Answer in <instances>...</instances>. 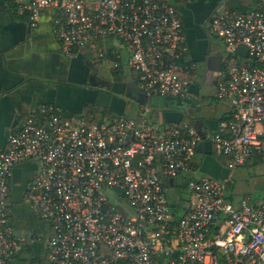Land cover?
<instances>
[{
    "label": "built area",
    "instance_id": "1",
    "mask_svg": "<svg viewBox=\"0 0 264 264\" xmlns=\"http://www.w3.org/2000/svg\"><path fill=\"white\" fill-rule=\"evenodd\" d=\"M34 24L53 9L62 54H93L113 74L135 73L149 98L185 100L198 66L187 60L181 8L197 0H11ZM247 3V2H246ZM217 9L210 34L224 49L214 98L227 120L209 136L233 171L264 156V0ZM107 114L101 124L49 106L7 133L0 151V264H264V200L232 203L224 182L189 180L186 210L173 212L167 187L192 163L200 137L186 123L163 131ZM38 164L24 201L47 225L44 237L20 238L8 203L15 166ZM180 189V188H179ZM180 191V190H179Z\"/></svg>",
    "mask_w": 264,
    "mask_h": 264
},
{
    "label": "crops",
    "instance_id": "2",
    "mask_svg": "<svg viewBox=\"0 0 264 264\" xmlns=\"http://www.w3.org/2000/svg\"><path fill=\"white\" fill-rule=\"evenodd\" d=\"M250 1L243 0L239 10L245 9L246 2ZM11 4V0H0V151L6 149L7 133L10 129L19 127L31 114L45 107L54 106L67 114L81 117L85 104H93L106 115L110 113L137 121L140 120V114L145 113L147 123L155 126L159 132L173 123H186L195 128L196 132L201 124L202 129L199 131L206 132V136L200 137L202 147L195 151L189 170L172 181L173 186L170 184L167 187L168 192L173 193L171 203H175L180 211L186 210L184 194L179 191L181 184L203 177L224 182V196L232 203L247 199L254 203L264 200V188L246 186L242 179L233 181V173L254 161H248L242 167L230 171L227 168V159L215 155L213 143L208 139L227 120L229 108L227 104L214 98L216 88L213 77L221 73L224 49L220 52V48L213 44V41L219 42L223 48L221 42L210 34L205 0H197L181 8L188 49L187 60L198 66L197 73L192 77L190 95L185 99L193 101V119L171 113L165 115L162 125H159L158 115L148 111L149 105L144 104L142 98L145 102L149 101L158 106L163 99L149 98L144 92H130L128 100L114 99L109 110L95 105L97 93L84 86L83 74L86 73V68L94 70L106 66L107 62L93 64V54L84 53L75 59L66 58L54 37L53 24L57 14L53 9L40 11L37 21L31 24L27 16L13 10ZM108 67L110 77L100 76L98 69L97 75L107 84L123 83V95L127 84H134L138 90H142L136 76L133 77L125 71L119 73L122 78L116 80L112 78L114 75L110 66ZM32 77L51 82H40L31 79ZM185 106V110L189 109L188 105ZM126 112H129L128 117ZM195 120L198 121L197 129L194 126ZM37 170V163L25 161L15 166L8 184L12 227L24 239L28 236L42 238L48 233L47 225L32 206L24 201L26 187L35 178ZM43 255L42 243L24 245L20 263L33 264L41 260Z\"/></svg>",
    "mask_w": 264,
    "mask_h": 264
},
{
    "label": "water",
    "instance_id": "3",
    "mask_svg": "<svg viewBox=\"0 0 264 264\" xmlns=\"http://www.w3.org/2000/svg\"><path fill=\"white\" fill-rule=\"evenodd\" d=\"M216 11L217 10H215L211 16H213ZM219 75L213 77V84L214 85H216ZM31 79H34V80H37L40 82H44V81L45 82H51V80H45L42 78L32 77ZM116 83L119 84V86H122L121 90H123V83L115 82L114 84H116ZM114 87L115 86L113 84H107L106 83V85L101 86L99 88H92V87H88V86L86 88L92 89L94 92L97 93L96 98H95V102H94L95 105H97L98 107H101L103 109H108V110L110 109V105L112 104L114 99L128 100V96H130V92L143 93V91L138 90L137 86L134 84L125 85V89H126L125 95H123L121 93V90L115 91ZM142 100H143L144 104L149 105L148 111L156 113L158 115L159 125L163 124V120L165 118V115L171 114V113H176L177 115H181L184 118H187L189 120L193 119V118H191V112L194 111L192 109V108H194V107H192L193 101L173 99V98H165V99H163L161 105L158 106V105H153V104L149 103V101L145 102L144 98H142ZM143 102L141 101V103H143ZM185 105H188L189 109L185 110V107H184ZM197 123H198V121L195 120L194 126L196 127V129H197V125H198ZM198 127H199L198 132H196L197 135L199 137L206 136V132L204 130H203L204 132L199 131V129H202L201 124ZM201 147H202V143L198 144L196 150L200 149Z\"/></svg>",
    "mask_w": 264,
    "mask_h": 264
},
{
    "label": "rangeland",
    "instance_id": "4",
    "mask_svg": "<svg viewBox=\"0 0 264 264\" xmlns=\"http://www.w3.org/2000/svg\"><path fill=\"white\" fill-rule=\"evenodd\" d=\"M237 0H230V3H233ZM233 7H238L235 5H232ZM249 4L246 3V7H248ZM213 44H215L218 48H220V52H223V48L220 46L219 42H214ZM111 66V64L109 62L106 63V66L104 67H100L97 68L98 69V73L100 76H105V77H110L108 69ZM96 69V70H97ZM114 76L112 78H115L116 80H120L122 78V75L117 73L116 75L113 74ZM133 77L136 76L135 73L131 74ZM207 89H205L206 91ZM206 95V93H205ZM186 107V106H185ZM83 113H85V110L83 109ZM127 117L129 115V112H126ZM257 157L253 156L252 159L250 161H252L253 159H256ZM233 181H238L240 179H242V181L244 182V184L246 186H254L255 189L258 188H264V161L261 163H254L251 162V164L246 165V167H244L243 169H239L237 170L235 173H233ZM168 196L170 200L172 199L173 193L172 192H168ZM261 198L263 197V195L261 194L260 196Z\"/></svg>",
    "mask_w": 264,
    "mask_h": 264
},
{
    "label": "flooded vegetation",
    "instance_id": "5",
    "mask_svg": "<svg viewBox=\"0 0 264 264\" xmlns=\"http://www.w3.org/2000/svg\"><path fill=\"white\" fill-rule=\"evenodd\" d=\"M243 0H237L233 3H230V0H205V3H206V8H207V11H208V15H207V18H206V21L210 22L211 20V15L212 13L217 10V9H220V8H224V9H233V10H239L240 8H242L240 5L242 3ZM232 5H235V6H238V7H233ZM86 68V67H84ZM222 70V68H221ZM97 70L94 69V70H90L89 68H86V73L83 74V82H84V86H88V87H92V88H99L101 86H104L106 85V81L103 80L102 78H100L98 75H97ZM115 83V82H114ZM113 85L115 86L114 87V90L115 91H119L122 89V86H119V84H114ZM92 90V89H90Z\"/></svg>",
    "mask_w": 264,
    "mask_h": 264
},
{
    "label": "trees",
    "instance_id": "6",
    "mask_svg": "<svg viewBox=\"0 0 264 264\" xmlns=\"http://www.w3.org/2000/svg\"><path fill=\"white\" fill-rule=\"evenodd\" d=\"M254 1V0H251ZM11 8L15 11L18 10L17 6L11 1ZM85 113L82 112V116L81 118H84L89 124H101L104 116L106 115V113L104 111L99 110L97 107H95L93 104H85ZM257 157L256 159H253L254 163H261L264 161V156H255ZM222 159H224L225 157H220ZM227 159V158H225ZM252 159V158H251ZM250 159V160H251ZM249 160V161H250ZM188 181H184L181 186L179 187L180 192L183 191V189L185 188V185ZM171 209L173 210V212H181L180 208H178L175 203L171 204Z\"/></svg>",
    "mask_w": 264,
    "mask_h": 264
}]
</instances>
